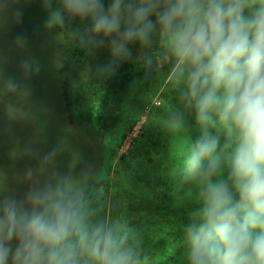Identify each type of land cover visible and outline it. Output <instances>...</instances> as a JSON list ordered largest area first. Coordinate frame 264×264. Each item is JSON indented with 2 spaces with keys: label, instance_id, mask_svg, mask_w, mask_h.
Wrapping results in <instances>:
<instances>
[{
  "label": "clouds",
  "instance_id": "1",
  "mask_svg": "<svg viewBox=\"0 0 264 264\" xmlns=\"http://www.w3.org/2000/svg\"><path fill=\"white\" fill-rule=\"evenodd\" d=\"M42 3L46 31L64 30L89 53L107 44L98 80L133 60L148 79L166 58L174 103L162 127L182 138L174 191L188 209L185 264H264V0ZM77 20L90 24L81 29ZM131 44L139 45L135 57ZM20 69L34 75L41 65L29 57ZM0 89L15 94L26 84L0 68ZM189 115L195 139L186 135ZM34 175L26 171L31 184L20 199L0 185V264H143L139 231L104 211L100 172L85 164L79 172L52 169L42 181Z\"/></svg>",
  "mask_w": 264,
  "mask_h": 264
},
{
  "label": "rangeland",
  "instance_id": "2",
  "mask_svg": "<svg viewBox=\"0 0 264 264\" xmlns=\"http://www.w3.org/2000/svg\"><path fill=\"white\" fill-rule=\"evenodd\" d=\"M0 3L7 4L0 10V68L5 77H17L26 84L25 90L15 94L0 89V185L8 194L20 199L31 184L25 176L28 169L34 170L33 179L42 181L52 169L79 172L88 164L96 171L98 165L101 170L98 187L104 193V211L108 215L124 214L130 220L127 203L134 200L136 207L143 211V216L135 215L142 219L134 224L142 245L149 239L155 241L156 248L166 220L162 207L167 200L152 199L149 194L164 185L166 179L176 181L182 138L168 135L169 159L162 167L152 165V157L146 153L149 146L143 149L141 139L144 122L152 112L150 107L141 113L140 121L131 129L130 120L136 114V107L146 99L150 101L149 106H160L161 91L173 103L172 92L165 91L164 85L153 97L142 93V78L136 76V66L128 82L129 91L122 96L112 95L105 111L99 110V101L94 102V114L88 121L81 108L82 97L81 104L75 102L74 92L75 86L87 82L89 70L86 67L81 70L65 68L64 30L48 32L44 29L47 13L42 0H0ZM17 12L21 13L19 17ZM18 36L24 38L23 46L17 44ZM29 57L41 65L39 74L25 76L21 71V60ZM166 70L163 62L160 78ZM127 73L130 77V72ZM133 94L139 97L137 104L132 105L136 107L130 110L128 98ZM158 113L165 118L166 111H154L153 116ZM188 119L186 135L195 139L199 132L191 124L190 115ZM53 148L61 150L56 159L51 163L44 161L45 154ZM146 183L153 186L146 188ZM131 189L136 194L131 193ZM169 201L172 202L171 197ZM142 222H148V227ZM15 244L13 241V247ZM150 246L149 250H153Z\"/></svg>",
  "mask_w": 264,
  "mask_h": 264
},
{
  "label": "trees",
  "instance_id": "3",
  "mask_svg": "<svg viewBox=\"0 0 264 264\" xmlns=\"http://www.w3.org/2000/svg\"><path fill=\"white\" fill-rule=\"evenodd\" d=\"M104 3L105 7L107 8L110 0H104ZM89 24V20H87L86 22H81L79 20L74 22V26L80 27L81 29L88 26ZM65 40L66 50L63 54L66 55L63 60L65 68L67 69L68 66H70L73 67L74 70H81L82 68L86 67L89 70L88 74L90 73V77L87 76V82L85 84L75 86L74 92V96H76L75 102L81 104L82 97L83 105L81 106V108L84 109L83 115L84 117L86 115L88 121L92 120V116L94 114V110L92 109L94 107V102L99 101V110L105 111L108 105V101L112 99V95L122 96V94H125L129 91L128 82L129 80H131V76L133 74L132 70L136 66L137 71L135 74L136 76H140L142 78V93L149 94L151 97H153L154 93L160 90L161 86L165 85V91L166 89H169L168 81L170 80V77L166 76V73L163 74L160 78V72L158 69L154 71L153 75L150 78L146 79L144 67L136 63L135 60L123 62L117 70L116 74L111 78L103 81L98 80L94 75V68L96 65L106 63L110 59V51L107 44L99 49H96L93 53H89L85 49L73 44L71 38L67 34H65ZM130 48L133 51L134 57L139 54L140 49L138 44H131ZM163 62L164 64H166V58H162L160 60L161 67L163 65ZM165 67L167 68V65H165ZM127 72H130V77ZM59 77L60 76H58V78ZM78 95L80 97H77ZM149 95L148 98L151 99ZM138 97L139 95L133 94L130 95V98H128V106L130 107V110L136 107L135 105L133 108L132 105L133 103L137 104L136 100ZM159 102L160 106L158 107H156L155 105L149 106L150 101L146 99L143 104L137 106L136 114L134 118L130 120V129L140 121L141 113L147 107H150V110L152 111L151 115L146 118V122H144V125L142 127V148L144 149L148 145L149 149L146 151V153L152 157L150 163L152 165H158L159 167H162L169 159V153H171L168 143L170 139L167 132H165L162 127L164 117H160V115L162 114L159 113L158 115L153 116V112L166 111L167 114L169 107L174 102L172 103L167 99L164 91H161ZM139 143L140 142H138V144ZM118 147L119 146H117V148ZM173 169L176 170V167L174 166ZM179 169L180 167L176 172L177 177L179 175ZM100 171L101 170L97 165L96 172ZM132 181H136L142 184V181H138L133 178ZM175 182L176 181L169 182L166 179L164 185H162L155 191H150V198L154 199L160 197L164 200H167V202L163 205L164 207H162L164 215L166 216V220L163 223L162 232L160 238L158 239V241L160 242H158V245L156 247L157 250L153 246L155 241H150L148 239V243L142 245L143 264H185L183 257L182 225L185 222L188 209L181 202L178 194L174 191ZM145 186L146 188H148L149 186L152 187L153 185L150 183H146ZM130 192L136 194L132 189L130 190ZM170 197L172 198L171 203L169 201ZM134 202L135 201L131 199L130 202L127 203L130 213V222L133 225L142 219L140 217H135L137 213L139 214V216H143V211L139 210ZM134 206L137 209H135ZM121 216H124V214H121ZM142 224L144 225V227H148V222H142ZM149 245L153 247V250H149Z\"/></svg>",
  "mask_w": 264,
  "mask_h": 264
}]
</instances>
